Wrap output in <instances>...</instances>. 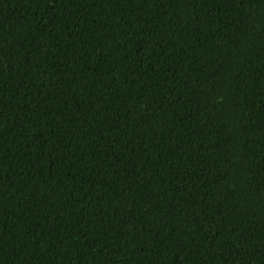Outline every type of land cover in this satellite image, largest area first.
<instances>
[{
	"label": "trees",
	"instance_id": "obj_1",
	"mask_svg": "<svg viewBox=\"0 0 264 264\" xmlns=\"http://www.w3.org/2000/svg\"><path fill=\"white\" fill-rule=\"evenodd\" d=\"M0 264H264V0H0Z\"/></svg>",
	"mask_w": 264,
	"mask_h": 264
}]
</instances>
